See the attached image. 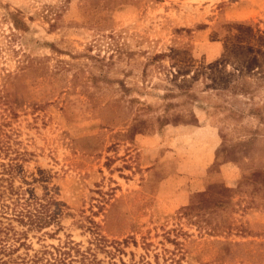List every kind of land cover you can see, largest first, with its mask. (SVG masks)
<instances>
[{
    "label": "rangeland",
    "instance_id": "1",
    "mask_svg": "<svg viewBox=\"0 0 264 264\" xmlns=\"http://www.w3.org/2000/svg\"><path fill=\"white\" fill-rule=\"evenodd\" d=\"M5 233L15 260L264 264V0H0Z\"/></svg>",
    "mask_w": 264,
    "mask_h": 264
},
{
    "label": "trees",
    "instance_id": "2",
    "mask_svg": "<svg viewBox=\"0 0 264 264\" xmlns=\"http://www.w3.org/2000/svg\"><path fill=\"white\" fill-rule=\"evenodd\" d=\"M28 205L26 221L29 225L40 228L53 220L55 215L47 211L40 198L30 201ZM5 237L6 233L0 235V264H94L93 259L85 251H80L70 245L59 247L55 252H49L48 256L42 252L40 255L34 254L32 257L21 260L4 258V255L9 252V246L6 245L8 237L4 239Z\"/></svg>",
    "mask_w": 264,
    "mask_h": 264
},
{
    "label": "crops",
    "instance_id": "3",
    "mask_svg": "<svg viewBox=\"0 0 264 264\" xmlns=\"http://www.w3.org/2000/svg\"><path fill=\"white\" fill-rule=\"evenodd\" d=\"M205 124H199V125H194V127L195 128H197V129H199V131H195V132H197V133H200V132H203L205 129ZM216 142V144L218 143V141H215ZM212 159H213V157H212ZM211 159V160H212ZM210 160V161H211ZM201 162H202V160H201ZM206 165V161H205V159L203 160V167Z\"/></svg>",
    "mask_w": 264,
    "mask_h": 264
}]
</instances>
